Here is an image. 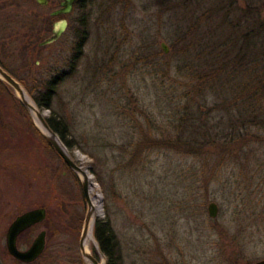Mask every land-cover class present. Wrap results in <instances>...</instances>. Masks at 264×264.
Returning <instances> with one entry per match:
<instances>
[{
  "label": "rangeland",
  "instance_id": "374dc122",
  "mask_svg": "<svg viewBox=\"0 0 264 264\" xmlns=\"http://www.w3.org/2000/svg\"><path fill=\"white\" fill-rule=\"evenodd\" d=\"M11 1L0 0V38L9 33L20 40L9 42L7 52L0 45V51L19 73L26 75L29 61L35 62L38 79L68 71L84 37L77 68L53 108L37 106L47 118L55 109L67 124L72 145L62 141L99 184L102 211L96 221L111 223L124 264H255L263 259L264 206L255 209L249 188L264 189L259 184L264 174L259 177L236 162L224 167L214 152L195 157L171 149L154 127L155 122L162 129L170 125L171 91L179 93L176 101L182 95L181 83L155 66V54L167 42L171 24L203 18L207 9L216 11L218 0H83L84 7L67 16L64 34L44 46L40 42L51 36L58 19H49L53 7L15 0L18 4L2 8ZM207 28L200 20L198 30ZM32 41H37L34 47ZM169 53L159 56L164 64ZM35 127L39 130L17 92L0 84V264H20L8 251L7 231L18 215L39 207L48 217L20 234L18 247L27 249L45 230L46 246L35 264H85L80 238L89 206L82 182ZM178 133L182 137V128ZM211 202L219 206L215 218L209 215ZM98 251L91 246L106 264V255Z\"/></svg>",
  "mask_w": 264,
  "mask_h": 264
},
{
  "label": "trees",
  "instance_id": "16d2710c",
  "mask_svg": "<svg viewBox=\"0 0 264 264\" xmlns=\"http://www.w3.org/2000/svg\"><path fill=\"white\" fill-rule=\"evenodd\" d=\"M79 6L84 7L83 1ZM200 20L208 23L205 31L198 30ZM170 32L165 38L171 43L170 62H162L159 57L165 55L162 49L155 54L154 64L164 76L172 77V82L181 83L182 95L176 101L175 95L179 93L175 89L171 91L174 100L169 103L174 112L170 125L162 129L155 122V130L161 129V137H166L164 144L171 149L179 148L184 154L195 157L214 152L220 155L224 167L230 168L236 162L250 167L249 171L261 177L264 174V0H245L244 4L240 0H218L216 11L207 9L203 18L199 16L190 24H171ZM0 39L2 52H7L9 42L15 44L20 40L11 39L9 33L2 34ZM83 39L77 44L80 52ZM31 43L34 47L37 41ZM11 47L13 50L14 46ZM80 52L69 61L68 71H52L43 79L34 77L35 62L26 63V75L14 70L4 60L8 58L4 54H0V65L23 84L40 108L52 109L62 84L77 68ZM30 78L34 84L30 83ZM0 84L12 90L1 79ZM52 111V116L47 118L49 125L71 146L67 124L60 120L55 109ZM181 128L182 137L178 133ZM36 132L43 137L37 128ZM260 183H264V178ZM254 189L252 185L249 194L256 198L257 210L260 204L264 206V189ZM94 236L107 257L106 264H124L111 223L96 221ZM15 261L35 264L37 260Z\"/></svg>",
  "mask_w": 264,
  "mask_h": 264
},
{
  "label": "water",
  "instance_id": "95a60500",
  "mask_svg": "<svg viewBox=\"0 0 264 264\" xmlns=\"http://www.w3.org/2000/svg\"><path fill=\"white\" fill-rule=\"evenodd\" d=\"M74 1L75 0H66V2H64L65 8L58 10L57 12H55V14L69 12L71 8L73 7ZM65 27H66V22H63V24L59 26L58 29H56L50 37L42 41L40 45L43 46V45H46V44H49V43H52L58 40L60 36L62 35V33L64 32ZM161 48L163 49L165 53L170 52V47L165 41H162ZM0 79L4 81L9 87H11L15 92H17L18 97L21 100V102L25 105V107L32 114L30 105L25 97V93H27L29 96L30 94L28 93L26 88L23 86V84L17 78H15L9 71L3 68L1 65H0ZM38 117L40 119L41 124L49 132V135L44 133L42 129L38 126L41 134L47 140L49 145L61 156V158L64 160L67 166L71 170H73L77 174V176H79L82 182L84 191H85V195L88 201L89 208H88V212L85 218L81 238H80V250L82 253L83 260L85 264H105V262L102 263L96 256H94L91 252H87L85 249V240L88 235L89 225L92 220V217H93V222H92L93 234H94V227L96 223V218H94V214L96 210L90 198V192H89L91 183L89 181L86 170L81 165H79L74 160V158L70 155L62 139L60 138L58 133L55 132L52 129V127L49 125L47 121V117H45V114L42 113L40 109L38 112ZM208 210H209V215L215 218L218 215L219 206L216 202H211L208 206ZM46 216H47V210L45 208L39 207V208H33L30 210H27L15 218V220L9 226V229L7 231V238H6L7 248L11 256H13L17 260H20L26 263L33 262L39 258V256L43 253L45 246H46V231L45 230H42L37 235V237H35L31 246L25 250H22L18 247L17 240L20 234H22L23 232H25L27 229L31 228L32 226L42 222L44 219H46ZM96 248L99 249L98 251L99 254L104 256L103 251L100 250L99 243H98V246H96ZM255 264H264V258L255 262Z\"/></svg>",
  "mask_w": 264,
  "mask_h": 264
},
{
  "label": "bare ground",
  "instance_id": "6f19581e",
  "mask_svg": "<svg viewBox=\"0 0 264 264\" xmlns=\"http://www.w3.org/2000/svg\"><path fill=\"white\" fill-rule=\"evenodd\" d=\"M25 97H26V100L28 101V103L30 105L31 112L34 116L36 123L42 129V131L44 133L49 135L48 130L41 124L40 119L38 117L39 108H38L37 104L34 102V100L27 93H25ZM77 153L79 156H82L80 152H77ZM82 158H84V156H82ZM84 169L86 170L89 181L91 183L89 192H90V198H91L93 205H94V208L96 210V212L94 214V218H96L102 211L101 203H100L102 196H101V193L99 191V184L94 179V177L88 172V170L86 168H84ZM92 222H93V217H92V220H91L90 225H89L87 238L85 240V249L87 252H90V248L92 245H95V247L98 246V243H97V241L94 237V234H93Z\"/></svg>",
  "mask_w": 264,
  "mask_h": 264
},
{
  "label": "flooded vegetation",
  "instance_id": "af4514ba",
  "mask_svg": "<svg viewBox=\"0 0 264 264\" xmlns=\"http://www.w3.org/2000/svg\"><path fill=\"white\" fill-rule=\"evenodd\" d=\"M41 7H53L51 12H50V17L49 19H55L58 18L57 20L52 22V28H51V32L53 34V32L58 29L59 26H61L63 24V22H66V27L64 29V32L69 24V19L67 18V16L72 13V11H74L76 9V7H78L80 5V2L83 0H75L73 3V7L71 8V10L69 12H64V13H60V14H55V12H57L58 10H61L64 7V2H66V0H58L57 3L54 2V0H36ZM17 2H15V0L11 1V3H7L5 5H2V8H6L7 5H13L16 4ZM20 3V0H19ZM18 4V3H17ZM64 32L62 33V35L64 34ZM51 34V35H52ZM61 35V36H62ZM60 36V37H61ZM44 41V40H43ZM55 42V41H54ZM41 44V42H40ZM50 44V43H49ZM47 45V44H46ZM41 46V45H40ZM44 46V45H43ZM35 226V225H34ZM35 262V261H33Z\"/></svg>",
  "mask_w": 264,
  "mask_h": 264
}]
</instances>
